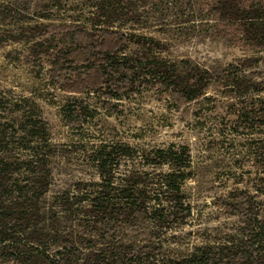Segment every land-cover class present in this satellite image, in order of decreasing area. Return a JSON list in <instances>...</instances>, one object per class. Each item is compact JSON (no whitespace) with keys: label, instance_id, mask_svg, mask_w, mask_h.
<instances>
[{"label":"trees","instance_id":"16d2710c","mask_svg":"<svg viewBox=\"0 0 264 264\" xmlns=\"http://www.w3.org/2000/svg\"><path fill=\"white\" fill-rule=\"evenodd\" d=\"M187 8L192 21H213L215 35L264 51V0H0V45L24 42L43 55L51 83L68 95L63 113L78 133L93 117L78 95L94 94L117 113L120 101L154 90L180 109L212 100L213 85L237 104L238 131L264 130V79L253 72L258 52L213 69L170 54L145 30L154 13L185 17ZM13 105L19 118L4 124L0 114V264H264V138L247 144L256 166L252 190L216 202L241 219L238 233L170 256L161 234L193 213L184 190L189 146L144 150L105 141L90 156L93 178L58 184L46 121L30 105ZM134 157L146 164L121 171Z\"/></svg>","mask_w":264,"mask_h":264},{"label":"rangeland","instance_id":"374dc122","mask_svg":"<svg viewBox=\"0 0 264 264\" xmlns=\"http://www.w3.org/2000/svg\"><path fill=\"white\" fill-rule=\"evenodd\" d=\"M157 15H151V26L145 30L163 40L170 54L220 69L236 58L258 52L260 60L253 72L264 79V51L215 35L213 21H192L195 16L188 8L184 10L185 17H180L182 11L174 10L165 19ZM28 46L18 41L0 45V98L4 103L0 107L1 119L5 124L19 118V108L13 105L17 100L22 107L35 108L46 121L54 145L51 164L62 172L58 173V184L93 178L94 161L90 156L105 141L126 142L144 150L187 145L192 160L184 190L193 213L186 223H175L173 231L161 234L165 252L170 256L184 255L197 246L217 245L238 233L241 219L216 202L236 189L252 190L256 166L247 158V144L251 138H264V130L238 131L232 124L237 108L234 101L217 92L213 85L208 92L212 100H196L177 109L166 94L151 90L120 101L119 111L110 113L100 106L94 94L78 95L93 116L78 133L68 125L63 113L68 95L53 86L43 55ZM135 164L146 163L134 157L133 161L122 163L120 170L124 172ZM262 192L260 198L264 199ZM132 236L135 233L130 232L127 238Z\"/></svg>","mask_w":264,"mask_h":264}]
</instances>
